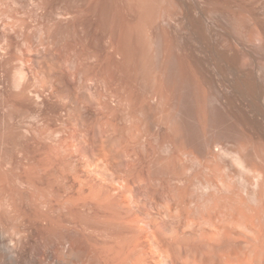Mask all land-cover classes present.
Returning a JSON list of instances; mask_svg holds the SVG:
<instances>
[{
    "label": "bare ground",
    "instance_id": "bare-ground-1",
    "mask_svg": "<svg viewBox=\"0 0 264 264\" xmlns=\"http://www.w3.org/2000/svg\"><path fill=\"white\" fill-rule=\"evenodd\" d=\"M113 1L88 9L118 6L122 89L167 129L172 168L114 166L98 155L101 176H84L86 156L61 152L54 133L48 150L22 137L37 150L0 152V264H150L157 252L170 264L175 179L190 196L197 183L205 190L178 241L199 234L194 248L206 264H264V0ZM188 91L205 130L201 148L174 127ZM186 161L202 172L192 177ZM107 171L118 178L106 180ZM156 177L154 207L142 211L134 182L145 188Z\"/></svg>",
    "mask_w": 264,
    "mask_h": 264
},
{
    "label": "rangeland",
    "instance_id": "rangeland-1",
    "mask_svg": "<svg viewBox=\"0 0 264 264\" xmlns=\"http://www.w3.org/2000/svg\"><path fill=\"white\" fill-rule=\"evenodd\" d=\"M99 2L114 3L113 0H0V152L37 150L32 142L20 143L24 136L26 140L39 137L43 150H48L54 133L61 152L86 156L78 161L84 176H101L94 167L98 155L109 156L114 166L172 168V145L163 139L167 129L143 114L139 109L143 104L140 96L132 93L128 98L122 89L121 12H115L114 6L101 11L88 9L90 4ZM21 71L24 78L18 84ZM231 124L229 121L226 126ZM174 127L184 143L201 148L205 130L193 91H188L181 102ZM142 153L146 160L138 159ZM186 166L192 177L202 172L196 162L186 161ZM117 176L107 171L104 177L115 181ZM138 182H134L138 191L135 188L130 196L137 197L135 204L142 211L152 210L155 197L152 192L161 187L162 180L156 177L152 186L145 188L142 184L139 187ZM183 187V181H173L176 207L170 264H206L194 248L200 243L199 234L196 236L199 241L176 238L178 229L181 234L191 228L190 221L184 218L188 212L193 214L205 192L198 183L190 191L192 196L182 191ZM178 204L182 208L186 205V210L181 211ZM150 264H166L165 254L151 255Z\"/></svg>",
    "mask_w": 264,
    "mask_h": 264
}]
</instances>
